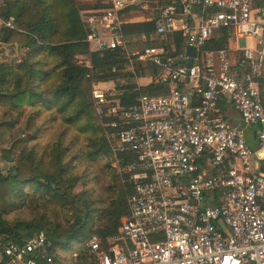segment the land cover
<instances>
[{
	"label": "built area",
	"instance_id": "obj_1",
	"mask_svg": "<svg viewBox=\"0 0 264 264\" xmlns=\"http://www.w3.org/2000/svg\"><path fill=\"white\" fill-rule=\"evenodd\" d=\"M137 1L103 0L82 14L91 52L121 50L131 63L155 65V82L170 90L126 106L114 83L93 87L113 166L134 193L119 232L105 242L92 235L88 249L96 264H264V9L252 0H170L156 32L181 33L196 48L187 66L163 46L130 52L121 14ZM221 31L234 46L206 50ZM4 263L55 264L43 232L0 249Z\"/></svg>",
	"mask_w": 264,
	"mask_h": 264
},
{
	"label": "trees",
	"instance_id": "obj_2",
	"mask_svg": "<svg viewBox=\"0 0 264 264\" xmlns=\"http://www.w3.org/2000/svg\"><path fill=\"white\" fill-rule=\"evenodd\" d=\"M252 2L254 9L264 7V0ZM160 4L166 7L171 1L161 0ZM0 18L12 20L14 25L11 29L0 23V43L24 52L17 65L0 62V159L6 164L13 162L11 149L25 144L24 133L32 140L43 136L45 129L39 120L45 111L58 112L68 130L87 136L84 154L75 155L74 160L84 156L92 164L107 161L111 150L94 109L93 87L114 83L124 93L119 98L126 106L137 104L144 96L170 92L168 86L155 81L146 87L124 85L122 80H156L162 69L134 62V70L125 73L130 60L121 50L91 52L76 0H0ZM156 20L155 16L144 23L124 25L127 41L145 36L147 47L163 46L179 62L187 40L181 33L158 35ZM232 43V36L221 31L205 49L218 51ZM79 56L87 57L89 65L80 64ZM23 120L26 123L20 127ZM35 146H29L6 172L0 170V249L43 232L55 264H71L70 260L72 264H96L87 244L92 235L105 242L119 232L122 219L130 214L132 186L111 172L114 185H104L109 201L98 210V201L92 200L88 188L91 180L67 175L69 151L61 148V141L46 145L49 160L38 158ZM105 168L109 170L110 165ZM95 180L102 185L99 174ZM78 186L83 187L81 193L76 192ZM15 208L25 211L26 217L10 218ZM74 243H78L76 247L65 249Z\"/></svg>",
	"mask_w": 264,
	"mask_h": 264
},
{
	"label": "rangeland",
	"instance_id": "obj_3",
	"mask_svg": "<svg viewBox=\"0 0 264 264\" xmlns=\"http://www.w3.org/2000/svg\"><path fill=\"white\" fill-rule=\"evenodd\" d=\"M78 1H79L78 3H80L79 6H81V8L83 7L86 9V8H88L87 5L90 6L89 8H92V7L97 8L99 6H102L103 0H78ZM0 27H1V25H0ZM127 43L129 45L130 52L139 51V50L147 47L148 46L147 44H149L143 38H132V40H130V41L128 40ZM243 44H244V41H240V45L243 46ZM21 54L24 55V52L22 51ZM23 55H21V57H23ZM77 59L79 60L80 64L89 65L87 57L79 56ZM134 64H135L134 62L131 63V61H130L129 67L127 68L125 73L133 71L134 67H135ZM138 79H141V78H135L131 82H127V80H122V82L124 85H127V84L138 85L137 84ZM156 80H153V81H156ZM144 83H146V81ZM106 86L109 87V84L108 85L98 84L95 86V88L96 89H98V88L103 89ZM51 117H54L57 119H55V121H51L50 120ZM8 119H10V118H7V120ZM25 123H26V120L21 121L20 127H24ZM39 124L42 126L43 129H45L43 136L40 138H36V139L32 140V138L29 134L24 133L21 136V139L23 141H25V144L22 145L18 149H15V150L11 149L12 160H13V162H10L11 164H6V162H4L3 160L0 159V170L3 172H6L7 168L13 166L14 161H16L24 153H27V151L29 149L28 147L32 146V145L33 146L36 145L35 146L36 155L38 158L44 157L45 160H49L50 159V152H48V153L46 152V150H47L46 145H48V144L52 145L55 141L60 140L61 141V148L63 150L67 149L66 151H69L67 153V162H69V164L66 166V169H65L67 175L80 177L81 179L83 177H85L87 180H91V183L88 186V188L91 189V192H93L91 195V198L93 201H95V203L98 201V204H96V209L102 210V208L105 207L109 201V199H108L109 195L106 193V188H104V187L105 186L108 187V185H114V181L112 179L111 172L118 173L117 169H115L113 166L114 165V159H113V155H112L111 151H110V156L107 157V161L104 158L102 160V162L95 163V164L89 163L84 156H82V157L80 156L79 159L74 160L75 155L84 154V152H85L84 146L86 145V141H87L86 137L87 136L82 135L78 132H73L71 130H68L61 123L60 115L56 111H53V112H46L45 111L41 115V118L39 120ZM240 128H245V126L243 124H240ZM254 130H255L254 128H247L246 129L247 135H248V142L251 146L257 145L256 139L253 136ZM62 133L65 134L63 137L60 136ZM12 144H13V140L10 141V143H8L6 145L7 149L11 148ZM107 165H110L109 170L105 168ZM97 167L99 169H97ZM98 174L101 177V182H102L101 184L102 185H100L97 182V180H95V178L97 177ZM82 191H83V187L78 186L76 188L77 193H81ZM128 199H130V198H128ZM128 202H129V200H128ZM14 210H15V213H13L10 216V218L14 219L18 215H20L22 217H26L24 215L25 211L19 210L18 208H15ZM77 244L78 243L71 244L68 248H65V249L70 250V249L76 247ZM67 253H69V252H67ZM73 259H77V258H73ZM93 260H94V258H93ZM70 263L72 264L71 260H70Z\"/></svg>",
	"mask_w": 264,
	"mask_h": 264
},
{
	"label": "crops",
	"instance_id": "obj_4",
	"mask_svg": "<svg viewBox=\"0 0 264 264\" xmlns=\"http://www.w3.org/2000/svg\"><path fill=\"white\" fill-rule=\"evenodd\" d=\"M77 3L79 2L78 0H76ZM111 0H105V2L110 3ZM161 0H139L137 1L135 4H132L130 7H128L126 10H124L122 12V22H123V26L127 25V24H136V23H144L149 21L150 19L154 18L156 16L157 20H156V26H157V22L159 17H161L162 11L165 8V6H161L160 4ZM80 3H78L79 6ZM88 8H81L80 7V18L82 21V14L84 12H90L92 10H94V8H89L90 6L87 5ZM264 7H259L256 8V10H263ZM176 34V33H174ZM219 34L216 36L218 37ZM143 39L146 40L145 36H141ZM214 37V38H216ZM242 41V40H241ZM234 46V41L231 44L230 47ZM184 54V53H183ZM21 51L16 47V46H6L4 44L0 43V62H4V63H9V64H14L17 65L21 62L22 57H21ZM21 57V58H20ZM233 61H235V59L233 58ZM138 86H142V87H146L150 84H152L153 78L150 77H145V78H141L138 79ZM146 81V83H144ZM3 119V117L0 115V121ZM257 142V140H256Z\"/></svg>",
	"mask_w": 264,
	"mask_h": 264
},
{
	"label": "water",
	"instance_id": "obj_5",
	"mask_svg": "<svg viewBox=\"0 0 264 264\" xmlns=\"http://www.w3.org/2000/svg\"><path fill=\"white\" fill-rule=\"evenodd\" d=\"M186 56H187V59L180 60L179 61L180 64H186L187 66H192L193 60L197 57L196 48L192 47V46H187V48H186ZM118 84H120V83H118ZM233 126H235V125H233ZM254 149H255V151H257L259 149V146L255 145Z\"/></svg>",
	"mask_w": 264,
	"mask_h": 264
}]
</instances>
